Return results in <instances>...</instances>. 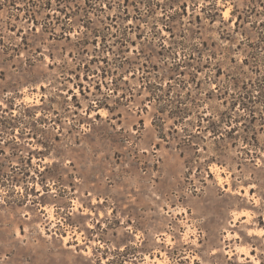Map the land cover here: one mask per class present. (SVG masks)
<instances>
[{
    "label": "rangeland",
    "instance_id": "1",
    "mask_svg": "<svg viewBox=\"0 0 264 264\" xmlns=\"http://www.w3.org/2000/svg\"><path fill=\"white\" fill-rule=\"evenodd\" d=\"M262 232L264 0H0V264H264Z\"/></svg>",
    "mask_w": 264,
    "mask_h": 264
},
{
    "label": "bare ground",
    "instance_id": "2",
    "mask_svg": "<svg viewBox=\"0 0 264 264\" xmlns=\"http://www.w3.org/2000/svg\"><path fill=\"white\" fill-rule=\"evenodd\" d=\"M223 15H224V14H223ZM241 215H244V216H245V213H244V214L242 213ZM241 217H242V216H241ZM260 229H261V228H260ZM262 230H263V229H262ZM257 231H259L258 234H261V233H260V230H257ZM262 233H263V232H262ZM77 239L79 240V235L77 236ZM64 241L67 242V237L64 238ZM80 242H81V241H80ZM81 243H82V242H81ZM243 251H244V250H243ZM88 252H89V251H88ZM226 253H227V252H226ZM228 254H229V253H228ZM230 254H231V253H230ZM244 254H245L246 257L248 256V255H247V252H246V253H242V255H244ZM230 256H231V255H230ZM250 256H251V255H250ZM148 259H149V258H148ZM156 259H157V258H156ZM152 262H153V261H152ZM154 262H155V261H154ZM157 263H158V264H163V262L160 261V260H158V259H157Z\"/></svg>",
    "mask_w": 264,
    "mask_h": 264
},
{
    "label": "snow or ice",
    "instance_id": "3",
    "mask_svg": "<svg viewBox=\"0 0 264 264\" xmlns=\"http://www.w3.org/2000/svg\"><path fill=\"white\" fill-rule=\"evenodd\" d=\"M225 15L227 16V13H225ZM262 234H264V233H262Z\"/></svg>",
    "mask_w": 264,
    "mask_h": 264
}]
</instances>
